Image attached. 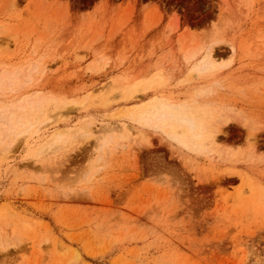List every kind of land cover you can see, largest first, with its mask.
I'll use <instances>...</instances> for the list:
<instances>
[{
  "label": "rangeland",
  "instance_id": "1",
  "mask_svg": "<svg viewBox=\"0 0 264 264\" xmlns=\"http://www.w3.org/2000/svg\"><path fill=\"white\" fill-rule=\"evenodd\" d=\"M0 77V113L57 119L4 156L0 129V264H264V0H0Z\"/></svg>",
  "mask_w": 264,
  "mask_h": 264
},
{
  "label": "bare ground",
  "instance_id": "2",
  "mask_svg": "<svg viewBox=\"0 0 264 264\" xmlns=\"http://www.w3.org/2000/svg\"><path fill=\"white\" fill-rule=\"evenodd\" d=\"M39 4V3H38ZM40 6V5H39ZM38 9H39V7H38ZM216 58H218L217 57V55H216V51L215 50H213V48H211V49H209V51L207 52V59L206 60H208V62H215V60H216ZM206 65V64H205ZM211 65V64H210ZM3 77V76H2ZM1 77H0V81H1ZM11 91V90H10ZM16 91V90H15ZM18 91H19V89H18ZM139 90H137L136 92H138ZM128 94H126L128 97H126V99L128 100L129 99V97H133L134 96V92H133V95H132V92H127ZM125 95V96H126ZM31 99H33V98H31ZM30 99V100H31ZM37 99V98H36ZM131 99V98H130ZM29 100V101H30ZM38 102V99H37V101H32L31 100V102L28 104L29 106H28V108H27V111L26 110H24L25 109V105L24 106H21L20 105V107L19 108H17V110L19 111V110H21V112H22V114H19L18 113V111H17V113L18 114H16V116H14V112L12 111V112H10V114L8 115V116H6V115H4L3 113H0V126L2 125V127H3V125H5V127L6 128H0L2 131H4V134H5V138H8V142H9V144H8V146H7V150H4V151H2V155L4 156L5 154H7L9 151H10V149L15 145V144H17L19 141H27V139L29 138V137H31V140L32 141H36V142H38L39 140H40V138H41V135H42V133L48 128V127H50L52 124H54V123H56V122H54V120L56 119L55 117H48V119L46 118L45 120H42V122H38V124H36V126H34V123H32L31 121L32 120H30L29 119V116L31 117L35 112H37L38 110H39V108H38V104L40 103V105H41V100L39 101V103L38 104H36ZM42 102H43V100H42ZM156 103H157V106H156V108L158 107V105H160V104H166V103H161V101H157V102H154V104H153V106H155L156 105ZM24 104V103H23ZM105 104H108L107 102H105ZM35 105H38V106H35ZM71 106H73L74 108H75V106H76V103L74 102H72V104L70 105V107H69V105L68 104H63L62 106H57L58 108V110H62V111H64V110H66V109H70V108H73V107H71ZM148 106V105H147ZM67 107H69V108H67ZM145 107V106H144ZM40 108H42L41 106H40ZM145 108H148V107H145ZM14 109V108H13ZM13 109H11V110H13ZM15 109H16V107H15ZM15 109H14V111H15ZM76 109V108H75ZM22 110H24V112L22 111ZM144 110V109H143ZM150 110V109H149ZM179 110V109H178ZM61 111V112H62ZM69 111V110H68ZM68 111H64L65 112V114H67V112ZM58 112V111H57ZM139 113H140V109H139V111H138ZM141 112H142V110H141ZM146 112V111H145ZM152 112V111H151ZM150 112V113H151ZM38 113H39V111H38ZM147 113H148V111H147ZM58 114H59V112H58ZM65 114H59V115H61V116H59V118L61 119V118H64V116H67V115H65ZM141 114V113H140ZM145 114V113H144ZM155 114V113H154ZM151 115H152V113H151ZM41 116V115H40ZM53 116V115H52ZM134 116V115H133ZM145 116V115H144ZM42 117V116H41ZM142 117V116H141ZM13 118H15L16 119V124H15V126L18 124V128H20V130H18V132H15V131H13L14 130V128H15V126H14V123H12V119ZM53 118H55V119H53ZM39 119H41V118H39V116H37L36 117V120H39ZM57 120V119H56ZM55 120V121H56ZM62 120V119H61ZM137 121H140V119L139 120H137ZM144 122H139V123H141V125L143 126H148V127H152V126H154V125H156V124H159V126H158V128H161V129H163V131L167 134V135H169L171 138H183V140L184 141H186V142H190L194 147H195V142H200V146H205V145H208V144H211V145H213V144H216V143H218V141H220V139L218 138L220 135H221V133L222 132H224L223 131V127H222V125H221V123H219L218 124V126H217V124H216V126L214 127H212V131H210V132H208L207 134H205L206 136H203V135H201V134H196V133H194V124H193V122H192V120H188L186 117H184V116H182V115H180V114H176V113H172V111L170 112V113H167V112H165V111H159V112H157L156 113V115H154V118H148L147 120H143ZM34 122V121H33ZM36 122V121H35ZM138 123V122H137ZM223 124V123H222ZM219 125H221V127H219ZM17 128V127H16ZM80 128V127H79ZM114 128H116V127H114ZM108 131H105V132H103V130H101V133L103 132V133H106L107 132V134L106 135H108L109 133H112V132H109V129H107ZM110 131H111V129H110ZM77 132H79V131H73V132H69L68 130H66V129H59V130H56L55 132H53L51 135H50V137L49 138H47V140L45 141V142H42V144H37V146H35V147H37L36 148V158H37V160L38 159H43L46 155H49V153L50 152H52V151H55V150H58V149H61V147H62V145L63 144H66L67 142L69 143V139L71 138V139H75L76 141H77V138L78 139H80L81 137L83 138V139H89V138H91V137H93V136H96L95 135V133L94 132H92L91 131V128L89 129L88 128V130H85L84 132H83V134L82 133H78L79 135L78 136H76V134H77ZM97 133H99V131L97 132ZM102 133V134H103ZM138 133H139V131H138ZM2 134V133H1ZM100 134V133H99ZM101 135V134H100ZM105 135V134H104ZM122 135V134H121ZM123 135H124V138L123 137H120V138H123V139H125V134L123 133ZM140 135V134H139ZM142 135V134H141ZM3 136V135H2ZM12 136V138L11 139H9V137H11ZM75 136V137H74ZM80 136V137H79ZM99 136V135H98ZM102 136L103 135H101V136H99V138H97V139H95L97 142H95L98 146H100V144L102 145V143L104 144L105 142H104V139H105V141L107 140V136H105V138H102ZM120 136V135H119ZM118 136V137H119ZM143 136V135H142ZM73 137V138H72ZM104 137V136H103ZM5 138H2V140L4 139L5 140ZM102 138V139H101ZM144 138V137H143ZM73 139V140H74ZM110 139V138H109ZM146 139V138H145ZM81 140V139H80ZM94 140V141H95ZM119 140V139H118ZM122 139H120V141H121ZM103 141V142H102ZM146 141H148V140H146ZM5 142H7V141H5ZM4 142V143H5ZM147 143H149V142H147ZM119 144V143H118ZM117 144V145H118ZM219 144V143H218ZM198 145V146H199ZM3 146V145H2ZM119 146V145H118ZM97 147V146H96ZM101 147V146H100ZM2 148H4V149H6V145H5V147H2ZM12 151V150H11ZM35 158V157H34ZM6 241V240H5ZM7 242H4V246L2 245L3 243H1L0 244V246H1V248H7L8 247V244H6Z\"/></svg>",
  "mask_w": 264,
  "mask_h": 264
}]
</instances>
